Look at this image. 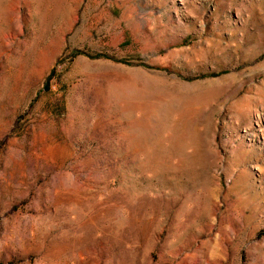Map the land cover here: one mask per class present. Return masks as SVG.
<instances>
[{
    "label": "rangeland",
    "instance_id": "obj_1",
    "mask_svg": "<svg viewBox=\"0 0 264 264\" xmlns=\"http://www.w3.org/2000/svg\"><path fill=\"white\" fill-rule=\"evenodd\" d=\"M0 264H264V0H0Z\"/></svg>",
    "mask_w": 264,
    "mask_h": 264
}]
</instances>
